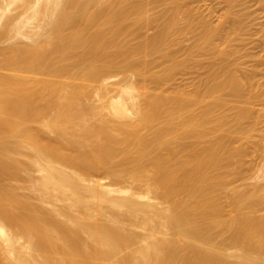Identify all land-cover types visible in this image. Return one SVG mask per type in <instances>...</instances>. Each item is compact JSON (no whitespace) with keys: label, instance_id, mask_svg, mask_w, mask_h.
Instances as JSON below:
<instances>
[{"label":"bare ground","instance_id":"obj_1","mask_svg":"<svg viewBox=\"0 0 264 264\" xmlns=\"http://www.w3.org/2000/svg\"><path fill=\"white\" fill-rule=\"evenodd\" d=\"M161 1L167 19L149 34ZM227 1L200 31L207 59L178 60L182 0H0V21L23 6L0 27V264H114L137 235L126 222L148 226L127 264H264V156L256 181L237 183L252 169L251 103L264 95L213 47L228 19L240 28ZM157 56L171 60L159 72ZM187 69L207 72L202 88L164 89ZM113 72L137 80L89 105ZM32 171L41 204L16 184Z\"/></svg>","mask_w":264,"mask_h":264},{"label":"rangeland","instance_id":"obj_2","mask_svg":"<svg viewBox=\"0 0 264 264\" xmlns=\"http://www.w3.org/2000/svg\"><path fill=\"white\" fill-rule=\"evenodd\" d=\"M181 3L182 7L179 11L182 19L179 24L181 30L179 38L181 39V42L179 45H174L173 47L174 58L178 60H186L188 58L187 55L191 52L194 53L197 58L205 60L208 57V53L212 51V46L207 47L208 50L204 52H200L197 49L200 42V31L203 28L204 22L213 26L219 25L223 16L230 10L229 3L227 0H182ZM166 7L167 3L161 1L153 8L152 12L159 15V20L154 26L147 28V32L149 34L158 30L161 24L167 19V15L165 13ZM22 9L23 6L19 2L13 4L12 11L1 19L0 27L6 26L5 22L7 21L8 15L15 16L21 12ZM233 9L241 17L240 28L237 31H234V21L232 19H228V21H226L228 32L227 38H216L213 47L219 49L226 48V51H229L226 56V60L228 57L227 61L232 62V64H240L241 73L243 75L251 76L250 74H252V77L254 78V86L259 88V91L264 95V0H237ZM192 26L196 29H192ZM21 38L22 40L28 41L25 36H22ZM7 44L8 40H0V48L6 46ZM233 50H235V53ZM170 63L171 60L157 56L153 59L152 70L159 72ZM193 69L195 70V68ZM193 69L177 71L172 81L164 85V89L167 91L176 89L193 91L196 88H202V79L205 77L207 72L201 69L192 71ZM197 71H200V73ZM136 80L137 76L132 72H113L106 75L102 79V88L98 90V93H104L105 97L100 99L99 94L94 92L93 95L87 99V103L91 106H98L107 102L110 96H116L122 88L129 86L131 81ZM251 105L254 106V110L256 111L255 115L259 119V123H257L258 129L251 133L252 140L258 143V147L251 150V152L246 156V162L252 167V169L247 172L244 178L237 181V183H243L246 184V186H249L256 181V177L254 176L257 172H260L264 156V113L261 109L264 105V99L262 97L257 98L253 100ZM174 126L178 125L174 124ZM232 135H234V132H232ZM19 160L26 162L27 157L19 156ZM97 173H93L94 178H90L96 180L97 178L102 179L101 177H104V182L110 181V178L104 176L103 173ZM23 174L24 176L21 177L20 180L18 179L16 181V184L18 183L22 186L20 192L23 195H28L27 197L31 198L32 201H35V203L37 202L36 204H41L40 200H38L39 192L28 189V186L31 183L30 177H35L39 175V173L37 171H32L31 174L29 173L30 175L26 172L22 173V175ZM125 184H131L135 187H139V185L136 182H132L131 179H128ZM44 204L46 206L54 205L59 208L63 206L65 202L56 199H48ZM261 212L264 214V204ZM124 217L125 216L123 215V218ZM126 225L130 231L134 232L135 235L137 234L135 240L116 257L108 260V263L127 264L122 260V257L127 252H130L143 243L141 237L148 231V226L127 222ZM157 235L159 236L160 234L158 233ZM220 239L221 237L218 238V240ZM235 250L236 249L234 248H230V251Z\"/></svg>","mask_w":264,"mask_h":264}]
</instances>
